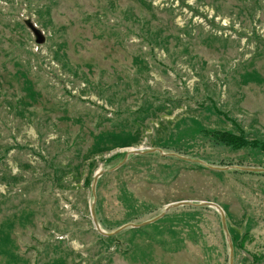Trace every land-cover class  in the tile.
I'll return each mask as SVG.
<instances>
[{
	"label": "rangeland",
	"instance_id": "obj_1",
	"mask_svg": "<svg viewBox=\"0 0 264 264\" xmlns=\"http://www.w3.org/2000/svg\"><path fill=\"white\" fill-rule=\"evenodd\" d=\"M235 166L264 168V0H0V264H264Z\"/></svg>",
	"mask_w": 264,
	"mask_h": 264
},
{
	"label": "water",
	"instance_id": "obj_2",
	"mask_svg": "<svg viewBox=\"0 0 264 264\" xmlns=\"http://www.w3.org/2000/svg\"><path fill=\"white\" fill-rule=\"evenodd\" d=\"M34 32H35V34H36V36H37V43H42V42L44 41V38H43L42 34H41L37 29H34ZM154 150H155V149H153V150H151V151H154ZM129 153H134V154H135V153H139V154H141V153H144V152H141V151H139V150H133V151H131V152L126 153V155H125L123 161H122L121 163H119L118 166H116V167H114V168H112V169H110V170H108V171L116 170L118 167H120V165L124 164L125 161L127 160L128 156H129ZM176 156H178L179 158H182V159H186V160H190V161H196V162H199L200 164L204 165L205 167H208V168H211V169H218V170L224 169V168H217V167L210 166L209 164L203 162L202 160L189 159V158H185V157H183V156H179V155H176ZM235 168H237V169H241V170H245V171H250V172H252V173H253V172H264V168L241 167V166H235ZM102 173H103V171H102L101 173L97 174L96 177H95V180H94L93 193H92V194H94L95 199H96V184H97L98 178L101 176ZM186 204H187V205H211V206H217L216 204H214V203H212V202H202V203H200V204H197V203H192V202L181 201V202H178V203H176V204H173V205L168 206V207L166 208L165 212L168 211V210H169L171 207H173V206L186 205ZM165 212H164V213H165ZM164 213H163V214H164ZM92 215H93V220H94V224H95L96 229H98L100 233L108 235L107 233L103 232V231L100 229V226H99L98 220H97L96 215H95V208H94V207H93V209H92ZM161 216H163V215H161ZM159 218H160V217H156V218H154L153 220H149V221H146V222H143V223H140V224H134V225H132V226H134V227H139V226H142V225H146V224H149V223H151V222L156 221V220L159 219ZM223 222H224V224H225V218H224V216H223ZM125 227H127V225L121 227L119 230H117V232L120 231L121 229H124ZM225 230H226V225H225ZM226 232H227V231H226ZM231 252H232V251H231ZM232 255H233V254H232ZM232 255H231V262H230V264H233V256H232Z\"/></svg>",
	"mask_w": 264,
	"mask_h": 264
},
{
	"label": "trees",
	"instance_id": "obj_3",
	"mask_svg": "<svg viewBox=\"0 0 264 264\" xmlns=\"http://www.w3.org/2000/svg\"><path fill=\"white\" fill-rule=\"evenodd\" d=\"M226 137H227V138L225 139V141L230 142V143H235V144H237V145L240 144V143L237 142V138H234L232 135L227 134ZM224 138H225V137L221 138V140H224Z\"/></svg>",
	"mask_w": 264,
	"mask_h": 264
}]
</instances>
